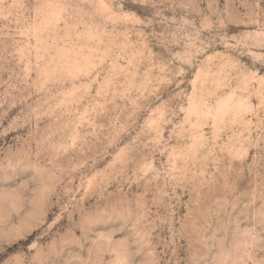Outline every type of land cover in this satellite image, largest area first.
Returning <instances> with one entry per match:
<instances>
[{
  "label": "rangeland",
  "instance_id": "obj_1",
  "mask_svg": "<svg viewBox=\"0 0 264 264\" xmlns=\"http://www.w3.org/2000/svg\"><path fill=\"white\" fill-rule=\"evenodd\" d=\"M0 264H264V0H0Z\"/></svg>",
  "mask_w": 264,
  "mask_h": 264
}]
</instances>
